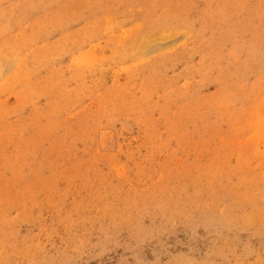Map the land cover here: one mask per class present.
I'll return each instance as SVG.
<instances>
[{
	"label": "rangeland",
	"instance_id": "rangeland-1",
	"mask_svg": "<svg viewBox=\"0 0 264 264\" xmlns=\"http://www.w3.org/2000/svg\"><path fill=\"white\" fill-rule=\"evenodd\" d=\"M0 264H264V0H0Z\"/></svg>",
	"mask_w": 264,
	"mask_h": 264
},
{
	"label": "bare ground",
	"instance_id": "bare-ground-1",
	"mask_svg": "<svg viewBox=\"0 0 264 264\" xmlns=\"http://www.w3.org/2000/svg\"><path fill=\"white\" fill-rule=\"evenodd\" d=\"M141 49V48H140ZM66 147V146H65Z\"/></svg>",
	"mask_w": 264,
	"mask_h": 264
}]
</instances>
